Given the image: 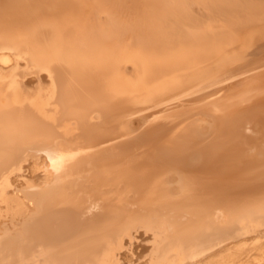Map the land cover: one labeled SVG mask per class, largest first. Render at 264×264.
Segmentation results:
<instances>
[{
    "label": "bare ground",
    "instance_id": "6f19581e",
    "mask_svg": "<svg viewBox=\"0 0 264 264\" xmlns=\"http://www.w3.org/2000/svg\"><path fill=\"white\" fill-rule=\"evenodd\" d=\"M0 264H264V0H0Z\"/></svg>",
    "mask_w": 264,
    "mask_h": 264
},
{
    "label": "rangeland",
    "instance_id": "374dc122",
    "mask_svg": "<svg viewBox=\"0 0 264 264\" xmlns=\"http://www.w3.org/2000/svg\"><path fill=\"white\" fill-rule=\"evenodd\" d=\"M206 12H207V10H206Z\"/></svg>",
    "mask_w": 264,
    "mask_h": 264
}]
</instances>
